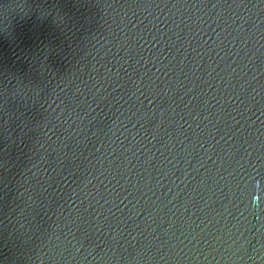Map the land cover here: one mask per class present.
I'll return each instance as SVG.
<instances>
[{
	"label": "water",
	"instance_id": "95a60500",
	"mask_svg": "<svg viewBox=\"0 0 264 264\" xmlns=\"http://www.w3.org/2000/svg\"><path fill=\"white\" fill-rule=\"evenodd\" d=\"M0 264H264V0H0Z\"/></svg>",
	"mask_w": 264,
	"mask_h": 264
}]
</instances>
